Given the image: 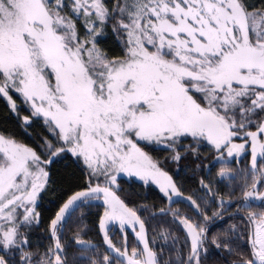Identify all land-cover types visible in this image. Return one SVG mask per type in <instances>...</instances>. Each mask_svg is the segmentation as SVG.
I'll return each instance as SVG.
<instances>
[{"label":"snow or ice","instance_id":"obj_1","mask_svg":"<svg viewBox=\"0 0 264 264\" xmlns=\"http://www.w3.org/2000/svg\"><path fill=\"white\" fill-rule=\"evenodd\" d=\"M0 102V264H264V0H0Z\"/></svg>","mask_w":264,"mask_h":264},{"label":"trees","instance_id":"obj_2","mask_svg":"<svg viewBox=\"0 0 264 264\" xmlns=\"http://www.w3.org/2000/svg\"><path fill=\"white\" fill-rule=\"evenodd\" d=\"M2 111H3V103L0 102V116H2ZM26 143H31V140L28 139L27 137H22ZM172 167V165H169L168 166V170H170ZM219 167V165H217L215 168H213V171L215 172L216 169ZM127 179V178H125ZM194 183L193 181L191 180H186L185 181V184H186V187L189 185V184H192ZM122 187L125 189V191H129V190H134L135 192L138 193V195H135L132 197V199L137 203V204H141V203H149L151 204L152 202H156L158 205L160 204V200H159V190L151 185L149 187H143V186H139V185H134L132 186V189L129 188V185L128 184H123L122 183ZM189 193L187 191H185V195H188ZM121 195H124V193H121ZM166 203V201H165ZM173 207H179L181 208L182 211H184V205L183 204H174ZM93 212H95V209H93ZM191 215V213H189ZM87 222L89 223L90 226L94 225L95 223V219L96 217L94 215H89L87 218ZM221 225L217 224L216 226L212 227L211 228V231L214 232L216 231V229L218 227H220ZM39 237V231H37L35 234H34V238H38ZM84 239H89V238H92L93 240L95 241H99L101 238L96 236L95 235V228H93V231L92 232H89L87 233L84 237ZM114 239H117L119 238V233L117 232L116 235L113 237ZM132 237L131 235H129V241H131Z\"/></svg>","mask_w":264,"mask_h":264},{"label":"rangeland","instance_id":"obj_3","mask_svg":"<svg viewBox=\"0 0 264 264\" xmlns=\"http://www.w3.org/2000/svg\"><path fill=\"white\" fill-rule=\"evenodd\" d=\"M125 178H127V177H125ZM153 186H155V185H153ZM156 187V186H155ZM157 188V187H156ZM158 189V188H157Z\"/></svg>","mask_w":264,"mask_h":264}]
</instances>
